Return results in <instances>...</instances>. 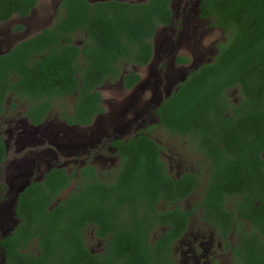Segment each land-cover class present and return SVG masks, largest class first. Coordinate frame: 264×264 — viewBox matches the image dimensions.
<instances>
[{"label":"trees","instance_id":"16d2710c","mask_svg":"<svg viewBox=\"0 0 264 264\" xmlns=\"http://www.w3.org/2000/svg\"><path fill=\"white\" fill-rule=\"evenodd\" d=\"M37 3L0 0V24L29 17ZM171 3L62 0L51 26L0 55V118L10 99L11 111L25 104L23 115L34 127L56 104L67 126L92 125L104 113L98 89L119 79L123 64L151 62ZM198 7L199 18L214 21L227 40L161 102L156 116L169 135L187 140L199 169L173 177L163 148L143 133L112 142L119 165L110 180L90 163L73 172L51 168L17 197L19 224L0 240L5 264H179L174 246L198 210L230 251L231 264H264V0H200ZM122 82L132 89L140 76L127 72ZM232 90L237 103L228 97ZM6 155L0 133V164ZM202 181L199 202L185 210L182 203ZM90 227L103 242L101 253L86 245Z\"/></svg>","mask_w":264,"mask_h":264},{"label":"rangeland","instance_id":"374dc122","mask_svg":"<svg viewBox=\"0 0 264 264\" xmlns=\"http://www.w3.org/2000/svg\"><path fill=\"white\" fill-rule=\"evenodd\" d=\"M61 1L38 0L29 17L14 16L1 23L0 54L51 26ZM198 3L199 0L173 1V23L160 27L154 39L160 60L145 68L123 64L124 71H137L142 75V84L125 91L121 89L120 81L105 83L100 88L105 113L91 126H66L58 117L60 110L56 104L44 125L32 128L23 115L25 104L17 102L18 108L11 111L8 108L11 100L7 101V111L0 118V133L8 149L6 163L0 166V237L11 233L18 223L14 212L16 194L28 183L40 181L49 169L64 168L73 172L90 163L96 167L99 178L112 179L119 165L118 156L109 146L113 139L126 140L140 133L150 136L163 148V160L175 178L199 169L197 156L190 150L187 140L164 131L155 113L159 104L175 91L193 69L214 60L218 46L227 40L214 21L198 17ZM81 41V37L76 38L78 45ZM164 52L170 56L165 58ZM178 57L188 59L189 63H177L175 59ZM228 97L233 103L240 101L237 90L230 91ZM68 102L71 105L72 99ZM202 185L203 181L194 195L182 203L185 210L199 202L204 191ZM74 188L71 185L61 198ZM93 231L91 227L85 231L86 245L93 253H101L103 242L94 236ZM230 244H235L234 238ZM29 250H36L35 244ZM174 255L180 264L232 263L230 251L224 250L214 228L204 221L201 210L193 215L188 232L174 246ZM0 264H5L2 249Z\"/></svg>","mask_w":264,"mask_h":264},{"label":"flooded vegetation","instance_id":"af4514ba","mask_svg":"<svg viewBox=\"0 0 264 264\" xmlns=\"http://www.w3.org/2000/svg\"><path fill=\"white\" fill-rule=\"evenodd\" d=\"M173 1H174V0H172V3H173ZM199 1H200V0H199ZM89 2H90V1H89ZM95 2H97V1H95ZM144 2H145V1H144ZM60 3H61V2H60ZM91 3H93V2H91ZM172 3H171V5H172ZM198 6H199V3H198ZM171 9H172V6H171ZM172 12H173V14H172V18H171L170 23H169L168 25H166V26H160V27H168V26H170V25L173 23L174 16H175V13H174L173 9H172ZM198 17H199V7H198ZM200 19H201V18H200ZM201 20H203V19H201ZM6 22H7V21H6ZM3 23H4V22H3ZM160 27H159V28H160ZM46 28H47V27H46ZM159 28H158V29H159ZM44 29H45V28H44ZM158 29H157V31H158ZM41 31H42V30H41ZM157 31H156V34H157ZM156 34H155V36H156ZM155 36H154V38H153V57H152L151 62H150L147 66H145V67L150 66V65H151L152 63H154V62L156 63L158 60H160V57H161L160 55H157V50H156L155 45H154V39H155ZM75 43L77 44L76 40H75ZM77 45H78V44H77ZM79 46H81V43H80ZM11 49H12V48H11ZM11 49H10V50H11ZM8 51H9V50H8ZM8 51H7V52H8ZM3 54H4V53H3ZM164 54H166V53L164 52ZM0 55H1V54H0ZM169 56H170L169 53H167L166 56H165V58H168ZM175 60H176V62H177V59H175ZM188 63H189V61H188ZM188 63H185V64H188ZM202 65H203V64H202ZM200 66H201V65H200ZM200 66H198V67H200ZM134 67H135V66H134ZM145 67H137V66H136V68H145ZM198 67H197V68H198ZM197 68H195V69H197ZM195 69H193L192 71H194ZM192 71H191V72H192ZM127 72H133V73H136V74H138V75L140 76V82H139L137 85H135L132 89H126V88L124 87V85H123V82H122V77H123ZM191 72H190V73H191ZM190 73H189V74H190ZM189 74H188V75H189ZM188 75H187V76H188ZM185 79H186V78H184L181 82H183ZM116 81H120L121 89H123V90H125V91H130V90H133V89L137 88L138 86H140V85L142 84L143 77H142V75H141L140 73H138L137 71H124V70H123V72H122V76H121L119 79H117V80H115V81H106L105 83H107V82H116ZM181 82H180V83H181ZM105 83H104V84H105ZM104 84H103V85H104ZM103 85H102V86H103ZM102 86H101V87H102ZM101 87H100V88H101ZM100 88L98 89L99 92H100ZM175 90H176V89H175ZM100 93H101V92H100ZM101 95H102V94H101ZM71 99H72V98H71ZM102 104H103V98H102ZM160 104H161V103H160ZM160 104H159V105H160ZM157 108H158V107H157ZM157 108H156V109H157ZM156 109H155V110H156ZM104 113H105V110H104ZM104 113H103V114H104ZM155 113H156V111H155ZM103 114L97 116V117L95 118V120H96L98 117L102 116ZM58 117H59V116H58ZM27 120H28V119H27ZM60 120H61V119H60ZM95 120H94V121H95ZM61 121H62V120H61ZM94 121H93V123H94ZM28 122H29V124H30V126H31L32 128H40V127H42V126L44 125V123H43V124H41L40 126L34 127V126L31 125V123H30L29 120H28ZM62 122H63V121H62ZM63 123H64V122H63ZM64 124H65V123H64ZM65 125H66V124H65ZM66 126H67V125H66ZM90 126H91V125H90ZM68 127H70V126H68ZM71 127H72V126H71ZM1 135H2V134H1ZM116 140H120V138H116V139H113L112 141H110V142H109V146H110L112 149H114V152H115L116 155H117L116 149L111 145L112 142H114V141H116ZM122 140H123V139H122ZM126 140H127V139H126ZM4 141H5V140H4ZM5 143H6V142H5ZM6 148H7V146H6ZM7 154H8V149H7ZM117 156H118V155H117ZM6 158H7V155H6ZM6 158H5V161H4L2 164H0V166H3V165L6 163ZM118 158H119V157H118ZM49 170H50V169H49ZM49 170H48V171H49ZM45 173H46V172H45ZM43 176H44V175H43ZM42 178H43V177H42ZM32 182H34V181H32ZM30 183H31V182H30ZM30 183H28L26 186H28ZM26 186H25V187H26ZM25 187H24V188H25ZM24 188H23V189H24ZM23 189H22L20 192H22ZM20 192H18V193L16 194V197H15V198H16L15 205H16V203H17V197H18V195H19ZM14 212H15V211H14ZM15 216H16V213H15ZM16 217H17V216H16ZM192 217H193V216H192ZM192 217H191V218H192ZM190 220H191V219H190ZM18 224H19V219H18V223L15 225V227L13 228V230L18 226ZM189 225H190V221H189ZM189 225H188L187 232H188V230H189ZM13 230H12V231H13ZM187 232H186V233H187ZM11 233H12V232H11ZM9 234H10V233H9ZM1 235H3V234H1ZM7 235H8V234L1 236V237H0V240H1L3 237L7 236ZM185 235H186V234H185ZM185 235H184V236H185ZM184 236H183V237H184ZM181 238H182V237H181ZM231 247H232V246H231ZM0 249H2V251H3V248H2V247H0ZM89 250H90V249H89ZM173 251H174V249H173ZM91 252H92V251H91ZM174 257H175V255H174ZM176 261H177V259H176ZM4 262H5V256H4ZM177 262H178V261H177ZM178 263H179V262H178ZM179 264H180V263H179Z\"/></svg>","mask_w":264,"mask_h":264}]
</instances>
